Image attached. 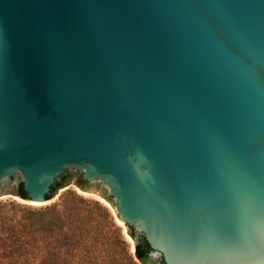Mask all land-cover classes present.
Segmentation results:
<instances>
[{"label":"water","instance_id":"95a60500","mask_svg":"<svg viewBox=\"0 0 264 264\" xmlns=\"http://www.w3.org/2000/svg\"><path fill=\"white\" fill-rule=\"evenodd\" d=\"M66 170L152 259L264 264V0H0V195Z\"/></svg>","mask_w":264,"mask_h":264},{"label":"trees","instance_id":"16d2710c","mask_svg":"<svg viewBox=\"0 0 264 264\" xmlns=\"http://www.w3.org/2000/svg\"><path fill=\"white\" fill-rule=\"evenodd\" d=\"M71 179L82 190L89 187L79 171L66 170L51 184L46 198ZM16 194L27 199L22 182ZM127 234L134 241L133 253L110 209L71 189L44 206L0 203V264H165L162 257H150L142 233L128 226Z\"/></svg>","mask_w":264,"mask_h":264},{"label":"rangeland","instance_id":"374dc122","mask_svg":"<svg viewBox=\"0 0 264 264\" xmlns=\"http://www.w3.org/2000/svg\"><path fill=\"white\" fill-rule=\"evenodd\" d=\"M69 171H71V170H69ZM66 189H71L74 192H76L78 195H81L82 197H84L86 199L96 200V201H99L100 203H102L103 205H106L110 209V211L112 212L116 223L121 227L123 236L127 240V242L129 243L130 253H133V251H134V249H133V241L128 236L127 231H126L125 227L123 226V224L119 223V221L117 220L116 215H115V210L112 207V205L110 203H107L106 201H104V199L102 198V196L100 194V191L102 189L101 183H97V184H95L93 186H90L89 189H87V191H82V189L78 185L75 184L74 179H71L69 185L67 187H65V188L59 189L57 191V194L55 195V197L53 199H51L45 205H48V204H51V203L57 201L59 195L63 191H65ZM0 203H4V204L5 203L6 204L16 203V204H22V205H29L28 203L23 201V199H21L20 197L14 195L12 193H3V194H1L0 195ZM42 206H44V205H42Z\"/></svg>","mask_w":264,"mask_h":264},{"label":"bare ground","instance_id":"6f19581e","mask_svg":"<svg viewBox=\"0 0 264 264\" xmlns=\"http://www.w3.org/2000/svg\"><path fill=\"white\" fill-rule=\"evenodd\" d=\"M23 201H25V200H23ZM26 203H29V202H27V201H25Z\"/></svg>","mask_w":264,"mask_h":264}]
</instances>
